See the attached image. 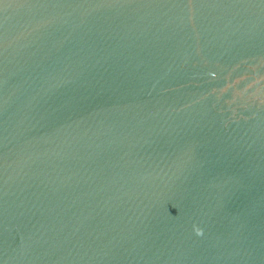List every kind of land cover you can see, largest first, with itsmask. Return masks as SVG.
<instances>
[{"label": "water", "instance_id": "water-1", "mask_svg": "<svg viewBox=\"0 0 264 264\" xmlns=\"http://www.w3.org/2000/svg\"><path fill=\"white\" fill-rule=\"evenodd\" d=\"M0 264H264V0H0Z\"/></svg>", "mask_w": 264, "mask_h": 264}]
</instances>
